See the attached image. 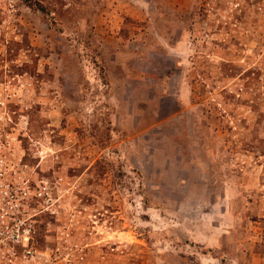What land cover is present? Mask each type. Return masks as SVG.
I'll use <instances>...</instances> for the list:
<instances>
[{
    "label": "rangeland",
    "instance_id": "obj_1",
    "mask_svg": "<svg viewBox=\"0 0 264 264\" xmlns=\"http://www.w3.org/2000/svg\"><path fill=\"white\" fill-rule=\"evenodd\" d=\"M0 264H264V0H0Z\"/></svg>",
    "mask_w": 264,
    "mask_h": 264
},
{
    "label": "built area",
    "instance_id": "obj_2",
    "mask_svg": "<svg viewBox=\"0 0 264 264\" xmlns=\"http://www.w3.org/2000/svg\"><path fill=\"white\" fill-rule=\"evenodd\" d=\"M25 192V191H24ZM13 198L15 197L14 195L12 196Z\"/></svg>",
    "mask_w": 264,
    "mask_h": 264
}]
</instances>
